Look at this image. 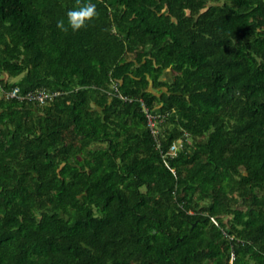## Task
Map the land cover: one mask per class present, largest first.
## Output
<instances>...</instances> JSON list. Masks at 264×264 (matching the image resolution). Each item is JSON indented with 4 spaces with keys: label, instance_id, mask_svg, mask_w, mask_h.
<instances>
[{
    "label": "trees",
    "instance_id": "1",
    "mask_svg": "<svg viewBox=\"0 0 264 264\" xmlns=\"http://www.w3.org/2000/svg\"><path fill=\"white\" fill-rule=\"evenodd\" d=\"M81 2L0 0V264H264V0Z\"/></svg>",
    "mask_w": 264,
    "mask_h": 264
},
{
    "label": "built area",
    "instance_id": "2",
    "mask_svg": "<svg viewBox=\"0 0 264 264\" xmlns=\"http://www.w3.org/2000/svg\"><path fill=\"white\" fill-rule=\"evenodd\" d=\"M18 92L19 91L17 88H13L10 92H8L6 94V97L7 98H17L19 100H26L28 102L36 103L38 105H43V104L50 102L55 96L58 95V93H56V92H49V91H45L42 89L27 92L23 96H19ZM119 97H121V96H119ZM143 112L145 114V117L147 120V126L150 129V132L152 133V135H154L156 137V134H157L156 123L160 121V116L159 115H152L151 113H149L147 111L146 108H143ZM155 143H156V148H157L159 146L158 141L156 140ZM181 147H182V140L181 139L176 140L175 142H173L169 146L164 157L175 156L177 151L180 150ZM163 162H164V165L168 168L167 162L166 161H163ZM169 170L171 171L172 174H174V171L172 169L169 168Z\"/></svg>",
    "mask_w": 264,
    "mask_h": 264
},
{
    "label": "clouds",
    "instance_id": "3",
    "mask_svg": "<svg viewBox=\"0 0 264 264\" xmlns=\"http://www.w3.org/2000/svg\"><path fill=\"white\" fill-rule=\"evenodd\" d=\"M65 15L66 22L65 19L59 20L57 28L63 32H67L69 29L72 32H77L93 21L98 13L95 4L91 2L82 3L81 0H76V7L69 9Z\"/></svg>",
    "mask_w": 264,
    "mask_h": 264
},
{
    "label": "rangeland",
    "instance_id": "4",
    "mask_svg": "<svg viewBox=\"0 0 264 264\" xmlns=\"http://www.w3.org/2000/svg\"><path fill=\"white\" fill-rule=\"evenodd\" d=\"M167 76L169 77V75H167ZM168 77H167V78H168ZM168 79H169V78H168Z\"/></svg>",
    "mask_w": 264,
    "mask_h": 264
},
{
    "label": "water",
    "instance_id": "5",
    "mask_svg": "<svg viewBox=\"0 0 264 264\" xmlns=\"http://www.w3.org/2000/svg\"><path fill=\"white\" fill-rule=\"evenodd\" d=\"M192 226H195V224H193Z\"/></svg>",
    "mask_w": 264,
    "mask_h": 264
}]
</instances>
